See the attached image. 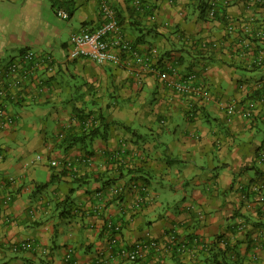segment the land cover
<instances>
[{"label":"crops","instance_id":"0c3cea01","mask_svg":"<svg viewBox=\"0 0 264 264\" xmlns=\"http://www.w3.org/2000/svg\"><path fill=\"white\" fill-rule=\"evenodd\" d=\"M110 1L123 36L137 50L174 56L182 72L203 78L215 99L257 93L264 58L259 66L253 60L264 43L243 45L238 30L226 31L221 13L235 22L264 20V4L227 0L209 18L200 13L208 0H142L139 8ZM101 20L97 0H0V83L2 67L24 49L50 53L57 63L54 72L39 70L28 80L22 100L8 107L14 124L0 131V192L11 195L7 204L0 201V264H264V200L243 192L264 186V162L257 158L264 151V116L228 119L215 100L195 105L189 115V99L151 74L136 80L125 68L66 59L70 35ZM65 133L80 139L60 147ZM122 143L121 166L134 174L110 158ZM83 156L91 162L76 163V173L49 164ZM129 176L139 177V186L115 199L109 187ZM97 203L102 209L95 215ZM106 220L120 225L113 245ZM171 231L186 249L172 253L170 246L134 262L116 255L121 245ZM192 236L213 247L205 252L200 243L190 250ZM218 236L225 246L216 243ZM19 242L30 246L12 249Z\"/></svg>","mask_w":264,"mask_h":264},{"label":"built area","instance_id":"2783aa9c","mask_svg":"<svg viewBox=\"0 0 264 264\" xmlns=\"http://www.w3.org/2000/svg\"><path fill=\"white\" fill-rule=\"evenodd\" d=\"M97 1L99 12L102 17L101 23L92 28L85 27L81 31L70 35L68 48L65 53L66 59L88 58L97 64L107 63L114 67L125 68L136 80H139L145 74H151L166 87L189 99V115H192L195 105H201L215 100L228 119L235 114L243 118H251L258 112L264 116V80L258 82L256 87L257 93L254 94V96L250 95L242 98H233L226 102L219 101L211 95L207 84L196 71L182 72L174 56L158 58L156 49H152L148 52L137 50L123 36L111 1ZM129 2L135 8L141 6V0H129ZM246 2L247 4H264V0H246ZM218 3L228 4V1L208 0L205 13L209 18H213L216 15ZM56 15L62 19L68 17V13L64 10H57ZM224 17L226 31L228 33H233L238 30L242 35L241 42L243 45L248 46L250 43H264V20L249 18L235 22L225 14ZM212 45H215V43H212ZM202 46L204 47L205 43H202ZM263 58L264 49H260L253 63L259 66ZM56 66V60L50 53L37 54L31 49H24L2 67V80L0 83V131L14 124L16 117L9 112L8 107L12 103L22 100L24 97V85L29 82L28 80L37 78L36 75L39 70L50 74L55 71ZM125 150L126 144L122 143L121 148L111 154L110 158L120 162ZM257 158L260 163L264 162L263 150L258 151ZM90 162L91 158L83 156L77 162L71 161L70 159H63L61 161L51 160L49 164L51 166L61 165L71 172L76 173V163L87 165L90 164ZM126 187L127 186L124 184H115L109 187V191L112 196L118 194L123 195L127 189ZM129 187L134 190L137 189L134 183H131ZM140 188L141 190L145 189L142 185ZM263 190V184L259 183L252 185L247 191L255 192L259 200L262 201L264 200ZM94 195L100 198L101 191H97ZM243 195L245 194L243 193ZM10 198L11 195L9 193L0 192V201L3 204H7ZM142 201H144V196L139 198L136 206L138 207L139 202ZM92 209L93 214L98 215L102 208L101 205L97 203ZM103 227L110 233L109 243L111 245L115 244L116 234L120 231V225L111 220H106ZM173 234L172 231L166 232L160 239L137 240L129 245H121L118 247L116 255L120 259L134 262L144 260L146 254L150 251L154 253V257H157V255L160 256L168 250L170 246H177L178 251H181L183 248L186 249L183 242L176 244L177 238ZM193 240L195 242L196 239ZM220 244H224V242L220 241ZM195 245L196 244H193L189 249L193 250ZM28 246L30 245L26 242H19L14 244L12 249H26ZM31 246L34 247V245ZM162 249L163 251L160 253ZM71 260L72 257L70 253H66L65 261L70 262ZM147 264H159V261L154 260Z\"/></svg>","mask_w":264,"mask_h":264},{"label":"trees","instance_id":"16d2710c","mask_svg":"<svg viewBox=\"0 0 264 264\" xmlns=\"http://www.w3.org/2000/svg\"><path fill=\"white\" fill-rule=\"evenodd\" d=\"M141 4H142V0H141ZM206 7H207V3H204V4H201L200 5V8H201V12L200 13H202V12H206ZM218 12H220V11H216V16L218 15ZM221 16H222V18H223V21H224V19H225V17H224V14H222L221 13ZM116 17H117V21H118V23H119V25H120V21H119V18H118V15L116 14ZM120 27H121V25H120ZM23 51V50H22ZM19 102V101H18ZM17 103V102H16ZM193 112H194V109H193ZM89 115V114H88ZM87 116V115H86ZM91 125H93V126H91L89 129H91V130H89V131H94L95 129H96V126H94V123H92ZM93 128V129H92ZM68 133H65V134H63V135H61V137H60V139L58 140V143H59V146L61 147H66V146H68L70 143H73V142H75V141H78L79 139H80V136H75V137H72V138H69V136L67 135ZM131 151H133V150H131ZM134 152V151H133ZM136 152V151H135ZM137 153V152H136ZM135 156H136V154H135ZM115 163L114 164H117V166H116V168L117 169H119L120 167H121V169L122 170H124L125 171V174H128V175H130V174H134V173H136L135 171V169H131V168H129L128 166H125V165H123V166H121V163L120 162H118V161H114ZM120 170V169H119ZM139 177H135V176H129V178H128V181H127V183H122V184H124L125 186H127L126 188V190H132V188L131 187H129V185L131 184V183H134V184H136V186L138 185L137 184V179H138ZM106 181H108V180H106ZM121 185V184H120ZM139 186V185H138ZM144 186V185H143ZM243 192H245V191H243ZM248 191L246 190V193H247ZM122 196V194H118V195H116V196H114V198L115 199H119L120 197ZM173 235H175V234H173ZM220 237L218 236L217 238H216V243L218 242L219 244H220V239H219ZM193 239H196L195 240V242H194V240ZM189 240V242L191 243V244H200V243H203L202 244V246L203 247H205L204 248V251L205 252H207V251H210L211 249V247H213V246H210V245H206L204 242H201L196 236H192L190 239H188ZM222 245V244H221ZM208 246V247H207ZM223 246H225V243L223 244ZM202 247V248H203ZM176 248V249H175ZM174 251L172 252V253H176L175 252V250H177L178 248H177V246H175L174 248ZM172 249V250H173ZM17 250V249H16ZM178 251V250H177ZM220 251H222V252H224V251H226V247L224 248V249H221V248H217V252L219 253ZM171 252V251H170ZM224 254V253H223ZM216 255V254H215ZM215 258V257H214ZM212 262L214 263V264H222V262L220 261V260H217V259H215V260H213L212 259Z\"/></svg>","mask_w":264,"mask_h":264},{"label":"rangeland","instance_id":"374dc122","mask_svg":"<svg viewBox=\"0 0 264 264\" xmlns=\"http://www.w3.org/2000/svg\"><path fill=\"white\" fill-rule=\"evenodd\" d=\"M51 17H52L53 19H55L57 22H60V23H62V21H64V20H62V19H60V18H58V17H56V16H54V15H51ZM49 124H50V122H49L47 125H49ZM48 127H50V126H48ZM140 130H141V131H147V129H146L145 127H141ZM258 137H259L260 139H262V137H263V133H262V132L259 133V134H258ZM38 174H39V176H40V177H39L40 180L45 179V178H44V177H45V172L41 171V172H39ZM62 227L65 229L64 231H66V225L64 224Z\"/></svg>","mask_w":264,"mask_h":264}]
</instances>
